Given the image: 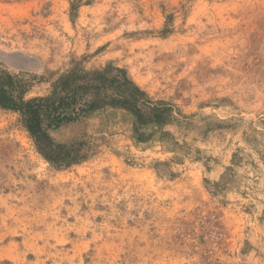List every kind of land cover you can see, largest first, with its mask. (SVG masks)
<instances>
[{"label":"rangeland","instance_id":"obj_1","mask_svg":"<svg viewBox=\"0 0 264 264\" xmlns=\"http://www.w3.org/2000/svg\"><path fill=\"white\" fill-rule=\"evenodd\" d=\"M0 73L128 101L0 107V264H264V0H0Z\"/></svg>","mask_w":264,"mask_h":264},{"label":"trees","instance_id":"obj_2","mask_svg":"<svg viewBox=\"0 0 264 264\" xmlns=\"http://www.w3.org/2000/svg\"><path fill=\"white\" fill-rule=\"evenodd\" d=\"M107 71L97 73V77L89 81L85 85V89L89 88H105L106 79L104 73ZM69 80L66 79V84ZM117 78L110 79V85H113V82H118ZM96 82L95 87L92 86ZM127 81H124L126 83ZM83 86H78L76 88H82ZM75 94V91H74ZM102 95L95 94V96L90 100H84L83 103L77 107H72L75 104V96H68L65 98H59L58 100H51V98H32L29 100L24 99L23 91L21 86L17 84L15 78L10 75H4L0 73V107L6 110L16 112L20 115L21 121L31 135L35 139L36 143L40 146L50 145V141L47 133L41 126V121L45 115L50 123L59 124L62 121H70L79 114H85L88 110H91L102 103H110L115 105H124L128 104V101L125 97H110L108 100H105ZM72 107V109H71ZM71 109L72 115L67 113V110ZM73 115H75L73 117ZM43 156L50 161H54V157L47 156L43 153Z\"/></svg>","mask_w":264,"mask_h":264}]
</instances>
